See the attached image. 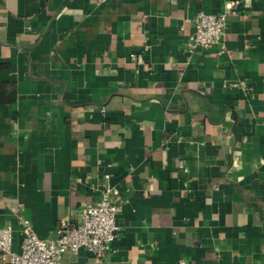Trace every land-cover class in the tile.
<instances>
[{"label":"crops","instance_id":"0c3cea01","mask_svg":"<svg viewBox=\"0 0 264 264\" xmlns=\"http://www.w3.org/2000/svg\"><path fill=\"white\" fill-rule=\"evenodd\" d=\"M225 9L223 47L188 52L197 14ZM105 185L113 249L59 264H264V0H0L13 251L17 206L51 238Z\"/></svg>","mask_w":264,"mask_h":264},{"label":"built area","instance_id":"2783aa9c","mask_svg":"<svg viewBox=\"0 0 264 264\" xmlns=\"http://www.w3.org/2000/svg\"><path fill=\"white\" fill-rule=\"evenodd\" d=\"M230 14L231 9L220 14L199 12L194 20L195 31L187 41L188 52L193 53L198 48L223 47ZM136 59L142 60L141 57ZM112 195H117V192L105 185L100 200L84 206L78 223H61L56 236L45 239L37 236L31 224L21 216V206H17L14 210L23 236L21 250L14 252L12 249L13 227L10 224L0 226L1 257L9 258L11 264H59L65 252L78 253L84 249L102 258L113 249L119 231L117 217L122 206L113 200ZM180 264L187 263L181 261Z\"/></svg>","mask_w":264,"mask_h":264}]
</instances>
